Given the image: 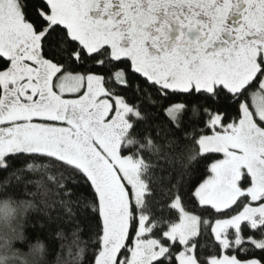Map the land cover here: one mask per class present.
Wrapping results in <instances>:
<instances>
[{"label": "snow or ice", "instance_id": "6c2138e0", "mask_svg": "<svg viewBox=\"0 0 264 264\" xmlns=\"http://www.w3.org/2000/svg\"><path fill=\"white\" fill-rule=\"evenodd\" d=\"M29 184L89 264H264V0H0V217Z\"/></svg>", "mask_w": 264, "mask_h": 264}, {"label": "trees", "instance_id": "16d2710c", "mask_svg": "<svg viewBox=\"0 0 264 264\" xmlns=\"http://www.w3.org/2000/svg\"><path fill=\"white\" fill-rule=\"evenodd\" d=\"M185 124H187V118H185ZM188 134H191L190 127L188 128ZM178 135H182V133ZM191 167H196V163L194 161L191 162ZM200 172L204 173L201 175V179L206 178V168L201 167ZM30 179L34 181L39 180L41 179V176L39 174H33ZM36 191L37 186L35 184H29L23 195L12 196L13 199L32 200L33 203L36 204V207L29 211L23 222L26 239L17 246L26 249L29 245L35 242H43V244L47 247L48 258L50 260L55 256L58 250H63L65 258L71 261L72 264H89L88 257L92 251L90 234L88 226L79 215V212L77 211L76 213V221L74 223H68L67 217L58 220L56 219V205L53 204L50 208L46 209L44 205L40 203V196L33 197L29 195V193H34ZM0 198L7 197L4 193L0 192ZM45 213L53 218L51 223H48ZM37 220L42 221L45 224V227L41 228L34 226V223ZM77 223L79 228L77 233L79 243L74 244L73 241L77 239V236H73V231L76 229ZM79 248H83L84 252L78 256L77 253Z\"/></svg>", "mask_w": 264, "mask_h": 264}, {"label": "clouds", "instance_id": "9594fccd", "mask_svg": "<svg viewBox=\"0 0 264 264\" xmlns=\"http://www.w3.org/2000/svg\"><path fill=\"white\" fill-rule=\"evenodd\" d=\"M31 209L32 207L21 205L14 220L0 217V256L6 255L9 264H72L65 258L63 250H58L50 260L43 242H35L26 249L17 246L26 239L23 222Z\"/></svg>", "mask_w": 264, "mask_h": 264}]
</instances>
